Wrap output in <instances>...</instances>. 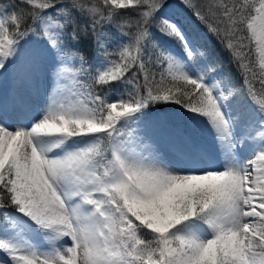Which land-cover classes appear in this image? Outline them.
Instances as JSON below:
<instances>
[{
    "label": "snow or ice",
    "instance_id": "obj_1",
    "mask_svg": "<svg viewBox=\"0 0 264 264\" xmlns=\"http://www.w3.org/2000/svg\"><path fill=\"white\" fill-rule=\"evenodd\" d=\"M180 3L0 0V264H264V0Z\"/></svg>",
    "mask_w": 264,
    "mask_h": 264
},
{
    "label": "trees",
    "instance_id": "obj_2",
    "mask_svg": "<svg viewBox=\"0 0 264 264\" xmlns=\"http://www.w3.org/2000/svg\"><path fill=\"white\" fill-rule=\"evenodd\" d=\"M2 2L5 5H7L8 3L12 2V0H2ZM198 2L202 3L203 0H198ZM217 2H220V0H217ZM170 4H171V6L168 8V10L172 11L175 15H179L181 19L187 15L184 7L180 3V0H170ZM117 11L118 12L119 11L133 12V8L130 7L128 9H118ZM133 19H134V17H133ZM189 34L194 36L193 33H189ZM198 34L206 37L209 46L215 48L216 55L220 59L221 63L223 64L224 70L226 72L232 74L235 81L239 84L240 75L236 69V65L230 61L229 54L227 51H225L224 47L216 41V38L214 36H212L210 33H207V30L204 28V25H202V24L199 25ZM84 51L86 54H90L91 48L87 44H85L84 45ZM114 55H118V53H114ZM256 71H257V73H259L258 59L256 60ZM257 88H258V85H257ZM202 125H204V124H202ZM133 127H135V125ZM198 134H199V138H200L201 142L208 149V146L211 145V141H210L211 133H210V131H206L205 135H201L200 133H198Z\"/></svg>",
    "mask_w": 264,
    "mask_h": 264
},
{
    "label": "rangeland",
    "instance_id": "obj_3",
    "mask_svg": "<svg viewBox=\"0 0 264 264\" xmlns=\"http://www.w3.org/2000/svg\"><path fill=\"white\" fill-rule=\"evenodd\" d=\"M167 14H168L169 16L173 17V18H179L178 16L176 17L175 14H174L172 11H170V10H167ZM189 38H190V39H193L194 36H192V35L189 34ZM5 93H6V90H5ZM206 131H210V133H211V139H210V141H211V145L208 146V150H209L210 152H213V151H214V148H215V143H214V140H213V134H212V131H211L209 128H207V125H205V124H204V125L200 124V126H199V128H198V133H200L201 135H205Z\"/></svg>",
    "mask_w": 264,
    "mask_h": 264
}]
</instances>
